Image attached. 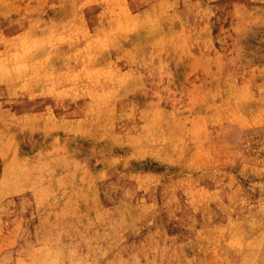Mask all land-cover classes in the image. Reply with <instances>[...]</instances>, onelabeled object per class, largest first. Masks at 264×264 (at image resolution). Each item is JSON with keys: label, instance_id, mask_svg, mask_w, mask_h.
Masks as SVG:
<instances>
[{"label": "rangeland", "instance_id": "1", "mask_svg": "<svg viewBox=\"0 0 264 264\" xmlns=\"http://www.w3.org/2000/svg\"><path fill=\"white\" fill-rule=\"evenodd\" d=\"M160 1L0 0V55L34 54L2 59L0 264H264V0ZM150 15L146 62L81 71L71 49Z\"/></svg>", "mask_w": 264, "mask_h": 264}, {"label": "bare ground", "instance_id": "2", "mask_svg": "<svg viewBox=\"0 0 264 264\" xmlns=\"http://www.w3.org/2000/svg\"><path fill=\"white\" fill-rule=\"evenodd\" d=\"M162 2V0L160 1ZM199 2V1H198ZM197 2V3H198ZM202 2V1H201ZM204 2V1H203ZM202 2V3H203ZM194 4V3H193ZM255 4V3H254ZM160 5V4H159ZM199 6V3L197 4ZM196 5V6H197ZM201 5V4H200ZM203 5V4H202ZM193 6V5H192ZM195 6V7H196ZM197 6V7H198ZM212 6V5H211ZM163 7V6H162ZM165 8V7H164ZM191 8V7H190ZM144 9V8H143ZM122 10H124L122 8ZM155 10V9H154ZM166 10V9H165ZM164 10V11H165ZM191 10V9H189ZM209 10V9H208ZM147 11V10H146ZM161 11V10H160ZM159 11V12H160ZM193 11V10H192ZM214 11V10H213ZM158 12V11H157ZM166 12V11H165ZM115 13V12H114ZM113 13V14H114ZM127 13V12H126ZM155 13V12H154ZM119 14V12H118ZM133 14V13H132ZM130 14V15H132ZM149 14V13H148ZM152 14V13H150ZM158 14V13H157ZM190 14V12H189ZM212 14V13H211ZM236 14V13H235ZM128 15V14H127ZM129 15V16H130ZM153 15V14H152ZM150 15L148 18L147 16L143 19V20H139L138 25L136 27H133V23L124 19L121 21L114 22L109 28H102L101 30H99L98 32H101L100 35H96L93 37V39L89 42L86 43H81L79 48L78 46L73 49H71V53L72 55L75 57V59H82V60H86V62L88 63L89 68H83L81 71L85 72V71H95L97 73H99L102 68H98V64L93 62L94 60H98V61H102L105 60V62L107 63H115L116 61L121 62V63H125V62H146V58L144 57V54L141 50L142 47L145 46L146 47L153 45V46H160L163 42H165V37L166 39H170V33L165 32V30L158 28L159 26H151L153 24H157L155 22V18ZM163 15V14H162ZM198 15V14H197ZM243 17V14H241ZM113 16V15H112ZM126 16V15H125ZM124 16V17H125ZM187 16V15H186ZM122 17V16H121ZM123 17V18H124ZM220 17V16H219ZM111 18V17H110ZM128 18V17H127ZM116 19V18H115ZM119 19V18H118ZM131 19V18H130ZM135 20V19H134ZM188 21V20H186ZM214 21V20H213ZM235 21V20H234ZM75 22V21H74ZM199 22V21H198ZM58 23V22H57ZM191 24V23H190ZM210 24V23H209ZM12 25V24H11ZM76 25V24H75ZM74 25V26H75ZM80 25V24H79ZM85 25V24H84ZM148 26V28H145L144 26ZM71 26V25H70ZM73 26V25H72ZM107 26V25H106ZM187 26V25H186ZM203 26V25H202ZM52 27V26H51ZM77 27V26H76ZM85 27V26H84ZM15 28V27H14ZM86 28V27H85ZM94 28V27H93ZM187 28V27H186ZM205 28V27H204ZM40 29V28H39ZM209 29V28H208ZM14 30V29H13ZM174 30V29H172ZM171 30V31H172ZM11 31V30H10ZM80 31V30H79ZM208 32V31H207ZM83 33V32H82ZM91 33V32H90ZM177 34V33H176ZM42 35V34H41ZM66 36V35H65ZM174 36V35H173ZM209 36V35H208ZM207 36V37H208ZM3 37V36H2ZM83 37V36H82ZM172 37V35H171ZM46 38V37H45ZM51 40L55 39V35L53 37V35L50 37ZM85 38V37H84ZM32 39V38H31ZM44 39V38H43ZM61 39V38H60ZM63 40H58L59 42L51 41V42H45L42 41L44 44H48L51 47H54L53 44L57 43L59 44V46L55 49L60 48L61 46H65L66 44H71V43H66V38L64 36H62ZM72 39V38H71ZM10 41V40H9ZM41 40H38V42H40ZM186 41V40H185ZM33 44L36 43L35 40H32ZM13 43V42H12ZM179 44V43H178ZM32 45V44H31ZM192 45V44H191ZM24 47V46H23ZM22 47V48H23ZM193 47V46H192ZM33 48V47H31ZM183 48V47H182ZM12 49V48H11ZM144 49V48H143ZM152 50V49H151ZM28 50H26L27 52ZM40 51V50H39ZM145 51V50H144ZM150 51V50H149ZM157 52V51H156ZM190 52V51H189ZM28 53V52H27ZM35 53V52H34ZM51 53V52H50ZM53 54V53H51ZM34 54H24L22 52L19 51H15V49H12V52H8V51H3V54L0 55V82L4 79L3 74H1V69H4L5 67V62L2 60L3 58H14L13 63H17L18 65H22L25 64L24 62H30V59L27 57H31ZM49 55V54H47ZM43 56V55H42ZM41 56V57H42ZM34 57V56H33ZM42 60V59H41ZM40 62V60H39ZM158 62V61H157ZM50 63V62H49ZM134 66V65H133ZM150 67V66H149ZM109 68V67H108ZM111 68V67H110ZM119 68V67H117ZM146 68V67H145ZM164 68V67H163ZM152 69V68H151ZM158 69V68H157ZM160 69V68H159ZM106 70V69H105ZM156 69L154 68V71ZM50 71V70H49ZM52 71V70H51ZM124 68H122L121 73H123ZM104 72V71H103ZM107 72V71H106ZM90 73V72H89ZM101 73V72H100ZM128 73V72H127ZM125 72V74H127ZM131 73V72H130ZM135 73V72H134ZM157 73V72H156ZM159 73V72H158ZM157 73V74H158ZM107 74V73H106ZM114 74V73H113ZM155 74V73H154ZM100 75V74H98ZM111 75V74H110ZM160 75V73H159ZM101 76V75H100ZM117 76V75H116ZM134 76V75H133ZM143 76V75H142ZM79 77V76H78ZM102 77V76H101ZM115 78V77H114ZM97 79V78H96ZM162 79V78H161ZM114 80V79H113ZM112 82V80H111ZM146 82V81H145ZM162 82V81H161ZM131 83V81H130ZM121 84V83H120ZM133 86V84H132ZM146 86V84H145ZM7 87V86H6ZM79 87V86H78ZM126 87H124L125 89ZM9 89V88H8ZM144 90V89H143ZM79 91V89H78ZM110 91V90H109ZM116 91V90H115ZM93 92V91H92ZM140 92V91H139ZM81 93V92H80ZM106 93V92H105ZM113 93V91H112ZM144 93V92H143ZM123 94V93H122ZM126 94V93H125ZM135 94V93H134ZM133 94V95H134ZM146 94V93H145ZM6 95V99H4V101L6 100H12L14 102H17L18 104H27L28 102L32 103L30 100L25 98L27 97L26 95H24V93L18 92L17 90H8ZM33 95V94H32ZM100 95V94H99ZM98 95V96H99ZM114 95V94H113ZM92 96V95H91ZM97 96V97H98ZM96 98V97H95ZM111 98V97H110ZM99 99V98H98ZM119 99V98H118ZM116 99V100H118ZM122 99V98H120ZM111 100V99H110ZM2 102V101H0ZM98 102V101H96ZM113 102V101H112ZM96 104V103H95ZM94 104V105H95ZM112 104V103H111ZM141 104V103H140ZM9 105V104H8ZM46 107V106H44ZM4 108V107H3ZM110 108V107H109ZM112 108V107H111ZM115 108V107H114ZM93 109V108H92ZM111 110V109H110ZM140 110V109H139ZM112 111V110H111ZM32 110L27 108L23 114L25 113H29L31 114ZM45 112V111H44ZM96 112V111H95ZM54 113V112H53ZM154 113V112H153ZM38 114V113H37ZM87 114V113H86ZM117 114V113H116ZM152 114V113H151ZM19 115V108H14L12 110H0V118H2L7 124L10 122L15 121V119L17 118V116ZM21 115V114H20ZM27 115V114H26ZM39 115V114H38ZM55 115V114H54ZM92 115V114H90ZM111 115V114H110ZM109 115V116H110ZM119 115V114H118ZM130 115V114H129ZM105 116V115H103ZM112 116V115H111ZM39 117V116H38ZM121 117V116H119ZM30 118V119H29ZM29 118L27 117V119L32 120L34 119V117L32 115H29ZM49 118V117H48ZM143 118V117H142ZM69 119V118H68ZM91 119V118H90ZM2 120V122H3ZM19 120V119H17ZM49 119H46L45 124L43 125L44 127V131L47 129V127H49ZM143 120V119H141ZM33 121V120H32ZM25 122V120H24ZM57 122V121H56ZM5 123V124H6ZM16 123V122H15ZM148 123V122H147ZM3 124V123H2ZM26 123H24V126ZM28 124V123H27ZM142 124H144L142 122ZM149 124V123H148ZM52 125V124H51ZM50 125V127H51ZM109 125V124H108ZM114 125V124H113ZM146 125V124H145ZM1 126V125H0ZM110 126V125H109ZM147 126V125H146ZM149 126V125H148ZM158 126V125H157ZM2 127V126H1ZM6 129V127H5ZM96 129V128H95ZM3 133H1V129H0V139L3 138L2 136ZM89 134V133H88ZM121 140V139H120ZM119 142V141H118ZM130 142V141H129ZM3 145V144H2ZM127 165V164H126ZM166 167V166H165ZM25 173H28L27 170H25ZM5 174V173H4ZM20 174V173H19ZM123 175V174H122ZM14 176H17V174H14ZM3 179V178H2ZM7 181V186L10 189H14L11 185L9 180ZM5 181V182H6ZM1 182V181H0ZM1 184V183H0ZM2 185V184H1ZM6 186V187H7ZM264 190V189H263ZM192 194V193H191ZM200 208V207H199ZM204 215V214H203ZM190 220V219H189ZM225 228V227H224ZM236 237V236H235ZM244 245V244H243ZM246 246V245H245Z\"/></svg>", "mask_w": 264, "mask_h": 264}]
</instances>
